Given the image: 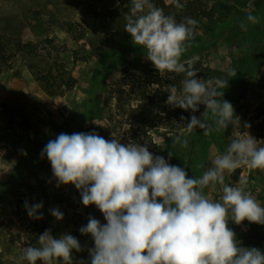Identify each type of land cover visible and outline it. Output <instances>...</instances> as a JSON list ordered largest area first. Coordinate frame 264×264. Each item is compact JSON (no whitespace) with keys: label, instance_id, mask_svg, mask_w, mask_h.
<instances>
[{"label":"rangeland","instance_id":"374dc122","mask_svg":"<svg viewBox=\"0 0 264 264\" xmlns=\"http://www.w3.org/2000/svg\"><path fill=\"white\" fill-rule=\"evenodd\" d=\"M207 2L215 9V19L201 26L182 60L198 57L215 71L214 80L221 77L228 83L239 82L235 99H229L228 94L223 99L234 106L241 124L251 127L230 125L207 136L197 128L192 146L181 147L170 158L161 125L142 134L125 124L115 109L116 101L106 94L107 88L119 81L126 64L141 60L154 67L146 59V50L135 45L124 29L128 3L0 0V264H28L21 259L24 247L39 246L38 237L46 230L55 238L62 234L76 237L82 251L73 250L72 264H90L94 240L80 228L87 225L89 217L102 224L107 221L94 204H83L81 190L74 185L57 186L51 163L42 152L61 133L96 132L106 140L114 137L124 144L146 145L154 155L184 168L190 178L202 176L214 156L223 154L237 134L249 131L264 146V0ZM249 13L257 16L259 23H249L244 31L240 24ZM51 68L65 81L72 79L74 87L68 89L65 82L57 81L48 95L40 78ZM233 72L236 75H231ZM4 105L22 110L9 116ZM204 112L197 118L202 119ZM241 176L248 182L246 190L264 206V170L243 167L226 173L225 183L235 186ZM205 194L218 200L219 185L209 186ZM26 202L42 203L39 214L43 219L31 218ZM54 208L63 213V220L51 215ZM229 227L242 247L245 242L250 246L264 240V225L247 220L237 225L230 220Z\"/></svg>","mask_w":264,"mask_h":264},{"label":"clouds","instance_id":"9594fccd","mask_svg":"<svg viewBox=\"0 0 264 264\" xmlns=\"http://www.w3.org/2000/svg\"><path fill=\"white\" fill-rule=\"evenodd\" d=\"M173 3L177 9L185 6L180 0ZM129 4L124 29L133 43L146 50V59L161 76L183 74L179 89L169 85L166 103L193 113L199 105L206 106L202 119L192 115L185 124L186 133L199 128L207 136L213 130L241 126L234 106L223 99L229 80L197 78L198 57L182 60L198 21L185 17L178 22L152 0H130ZM249 23H259L258 17L249 13L240 28L247 31ZM176 143L187 147L188 140L177 136ZM42 155L51 163L57 186L74 185L81 190L83 204H94L107 221L102 224L89 217L80 228L94 240L90 264H264V251L242 247L229 227L230 220L237 225L245 220L264 225V206L246 190L247 180L241 176L235 186L225 183L226 173L237 169L264 170V146L249 131L231 139L226 151L215 155L212 166L195 178L151 153L146 145L124 144L114 137L106 140L96 132L61 133L46 144ZM217 185L218 200L205 194L206 188ZM42 207V203H25L34 219H43ZM50 212L57 220L64 219L59 208ZM38 245L24 247L21 259L28 264H72L73 250L82 251L73 235L55 238L50 230L39 235Z\"/></svg>","mask_w":264,"mask_h":264},{"label":"trees","instance_id":"16d2710c","mask_svg":"<svg viewBox=\"0 0 264 264\" xmlns=\"http://www.w3.org/2000/svg\"><path fill=\"white\" fill-rule=\"evenodd\" d=\"M121 1H125L128 4L130 2V0ZM152 2L157 7L163 8L166 14L174 15L178 22L182 21L185 17L197 20L196 34L192 41L195 40L197 31L202 25L215 19V9L207 0H180L185 5L183 9H177L173 1L167 3L166 0H152ZM194 67L198 70L197 78L212 79L214 81L215 71L207 67L202 61L196 60ZM62 77L64 76L55 75L51 68L47 74L40 78L43 81V88L48 95H52L53 84H56L57 81L65 82L66 84L63 85H67L68 89L74 87L75 84L72 82V79L65 81ZM119 77V81L107 88L106 94L116 101L115 109L120 116L125 118V124L141 131L145 135H148L157 124L161 125L164 129L162 135L167 145V155L169 156V153H172L171 157L169 156L170 158L183 147L180 143L173 144V140L177 136L181 137V140L186 138L188 146H192L191 142L193 138L191 137L194 131L191 132V135L186 133L185 124L190 122L192 115L197 117L198 114L204 112L206 106L199 105V110L193 113L191 109L185 111L179 107H171L172 110H170V107L165 104L170 94L167 92L169 85H176L179 89L181 80L184 78L183 74L178 75L173 72H165L161 76L155 67L137 60L123 66ZM238 88L239 82H229L228 87L224 90V96L228 94L229 99H235ZM230 92H233L234 96H229ZM3 107L7 114L13 117L15 112L22 110L20 106L12 107L4 105ZM181 117L185 119H181ZM198 140L195 143L196 147L199 146ZM240 233L244 236L246 235L242 230H240ZM243 247H256L264 251V240L260 238L255 243H251L250 246L245 242Z\"/></svg>","mask_w":264,"mask_h":264}]
</instances>
